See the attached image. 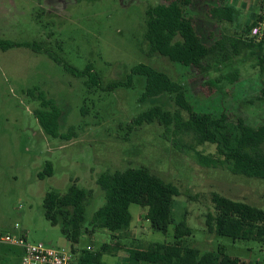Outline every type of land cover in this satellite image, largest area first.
<instances>
[{
  "label": "rangeland",
  "instance_id": "1",
  "mask_svg": "<svg viewBox=\"0 0 264 264\" xmlns=\"http://www.w3.org/2000/svg\"><path fill=\"white\" fill-rule=\"evenodd\" d=\"M214 1L194 0L188 9L203 41L214 38L219 30L243 32L262 11L260 0H227L237 15L232 24L216 29L206 13ZM160 3L0 0V39L38 42L77 69L91 64L100 81L97 87H88L86 79L75 78L45 54L27 48L0 50V233L25 235L28 243L67 253L72 249L75 260L87 252L100 254L102 264H135L127 259L129 250L173 243L174 226L184 219L191 230L184 245L215 254L222 248L225 255L244 264H264V244L233 242L208 233L204 225L205 214L213 212V193L264 209V180L232 175L221 166L201 165L195 152L217 158L216 148L199 143L188 130H165L156 121L131 126L132 119L155 105L170 113L181 112L166 95L141 101V79H135L130 88L106 90L108 83L123 80L132 66L142 63L180 84L196 112L224 113L232 121L241 119L253 127L264 124V73L250 55L203 74L150 51L143 41L144 11ZM248 37L252 38L251 33ZM234 71L238 76L231 81L228 75ZM39 94L53 100L60 111L57 138L47 136L33 115L41 109ZM47 162L52 174L40 179ZM139 167L178 189L172 223L165 234L154 231L144 219L147 209L131 204L129 227L110 233L92 219L104 203L96 180L105 172ZM72 184L91 195L85 203L83 232L75 245L58 226L50 225L43 209L48 192L63 195ZM13 254L19 255V249L0 246L1 263L4 256Z\"/></svg>",
  "mask_w": 264,
  "mask_h": 264
},
{
  "label": "trees",
  "instance_id": "2",
  "mask_svg": "<svg viewBox=\"0 0 264 264\" xmlns=\"http://www.w3.org/2000/svg\"><path fill=\"white\" fill-rule=\"evenodd\" d=\"M162 3L149 6L144 11L145 41L150 51L170 63L185 68H193L208 73L213 67H226L250 55L260 73H264V39L256 41L249 38L251 29L259 22L257 17L240 33L227 34L218 31L208 41L198 35L193 18L188 9L194 0H161ZM227 0L211 2L206 9L208 19L217 28L222 24L230 25L237 12ZM260 7L263 2L260 0ZM39 16V14H38ZM13 47L27 48L35 53H43L75 78H83L88 87L99 85L98 76L91 64L82 69L74 68L59 55L42 47L38 42L13 43L0 39V50ZM237 72H231L228 78L237 79ZM143 82L140 100L153 99L166 95L171 97L178 109L186 115L182 119L180 111L170 113L155 105L139 113L131 120V126H141L156 121L165 130L170 127L192 132L199 143H209L216 148L217 158L195 152L198 163L207 167H225L232 175L264 180V124L249 126L241 119L232 121L228 115L220 113L196 112L186 99L184 88L170 77L151 66L139 63L132 66L123 80L106 85V90L130 88L135 79ZM264 99V88L261 90ZM40 110L33 115L43 132L51 137H59L58 121L60 111L53 100L39 94ZM62 137V136H61ZM51 163L47 162L40 179L50 177ZM96 185L103 193L104 203L93 221H99L110 233L127 229L131 216L129 206L146 208L144 219L154 231L165 234L172 223L174 198L178 189L151 174L145 167L127 168L124 171L101 174ZM90 194L72 184L68 191L59 195L48 192L43 200L44 217L51 226H58L61 234L71 243H78L85 221V203ZM213 212L204 216V225L208 233L225 237L231 241H251L264 244V209L241 201H233L216 193L211 194ZM1 234V233H0ZM191 236V230L182 219L173 229L174 242L153 246L147 250L132 248L127 259L139 264H244L237 258L224 254L222 248L217 254L200 251L184 245V238ZM71 253L74 251L71 249ZM100 254L80 255L78 264H102Z\"/></svg>",
  "mask_w": 264,
  "mask_h": 264
},
{
  "label": "built area",
  "instance_id": "3",
  "mask_svg": "<svg viewBox=\"0 0 264 264\" xmlns=\"http://www.w3.org/2000/svg\"><path fill=\"white\" fill-rule=\"evenodd\" d=\"M264 3V0H261ZM254 40L264 39V19L259 21L251 31ZM17 229L18 227L15 226ZM0 246L16 248L20 251L19 264H78L73 254L63 250H54L43 244H31L25 239V235L14 236L12 234H0Z\"/></svg>",
  "mask_w": 264,
  "mask_h": 264
},
{
  "label": "crops",
  "instance_id": "4",
  "mask_svg": "<svg viewBox=\"0 0 264 264\" xmlns=\"http://www.w3.org/2000/svg\"><path fill=\"white\" fill-rule=\"evenodd\" d=\"M261 9H262V11L259 10L260 12L259 11L257 12L259 14H257V16L255 17V19L257 17L258 18L260 17L259 21H262L264 19V3H263V7ZM4 258H5L4 262L3 263L0 262V264H14L13 263L14 259H15V264H19V262H20V254L17 255V256H14V254L13 255H9V256H4ZM135 264H137V263H135Z\"/></svg>",
  "mask_w": 264,
  "mask_h": 264
}]
</instances>
